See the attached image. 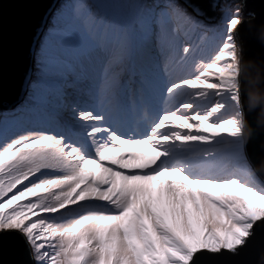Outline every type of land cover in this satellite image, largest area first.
Here are the masks:
<instances>
[{"label": "snow or ice", "instance_id": "1", "mask_svg": "<svg viewBox=\"0 0 264 264\" xmlns=\"http://www.w3.org/2000/svg\"><path fill=\"white\" fill-rule=\"evenodd\" d=\"M137 7L127 26L95 32L96 47L110 51L102 106L112 105V66L137 37L145 46L163 45L201 24L196 0H143ZM77 16L96 23L84 4ZM243 23L241 7L224 13L216 52L164 89L169 100L188 101L163 110L143 134L79 108L72 111L78 124L67 132L0 139V244L5 234H19L33 264H197L201 257L217 264L239 255L264 227V181L245 150ZM182 51L187 56L192 48Z\"/></svg>", "mask_w": 264, "mask_h": 264}, {"label": "rangeland", "instance_id": "2", "mask_svg": "<svg viewBox=\"0 0 264 264\" xmlns=\"http://www.w3.org/2000/svg\"><path fill=\"white\" fill-rule=\"evenodd\" d=\"M89 1L96 3L98 0H60L59 3L56 5L55 9L53 10L48 23L46 24V28L43 30L42 34L40 35V39L37 42V48L33 54V65H32V72L29 76L28 84L24 89V95L13 107L9 108L8 110L0 111V139H11L12 137L19 135L22 132L29 131L27 129L23 130L24 128H29L30 130L34 131H52V132H67L69 129L73 128L78 124L77 121L72 119V116L68 114V106L67 104H73L75 100L77 103L82 104L83 100L79 98H74L73 90L76 89V86L79 84H88L89 82L85 79H78L79 69L80 66L74 70V74L68 73L67 71H61L60 75L57 77H43L40 75V69L42 70V62L44 71L46 70H57L65 68L71 69L70 65H66L64 61H67L69 64L72 60V55H67L70 57L68 60L63 58L64 56L61 54H56L55 51L50 49L52 46L54 48H58L57 45L54 44V40H49L54 37L56 34L63 36L70 35L72 40H63L61 41L62 45L72 46V49L69 48L71 54H75L78 57H83L86 54L93 56L91 51L85 48L83 43L84 41V34L81 33V29L83 27L82 22L85 17H77V12H75V6L70 9L65 5L69 3H76L84 4L87 8H89L92 16L95 18L96 22L98 23V27L101 28L107 27L109 22L107 21V17L103 15H99V13H95L92 11L91 6L89 5ZM104 2H108L105 0ZM139 2H143L140 0ZM242 1L241 0H220L219 4L216 8V19L213 23H206L205 19L199 18L201 24L199 26H194L188 30H182L178 34L173 35L171 37L172 41L170 43L166 42L163 45L159 41L155 43H150L151 45V52L153 53V59L158 60V66L160 64H165L168 61V55L171 53L178 52L177 61L184 60V58H188L182 51V48L185 45H190L192 48L191 52H199V57L196 61L200 59H209L217 50L222 42V31H223V16L224 13L234 7H241ZM67 9V10H66ZM134 13H131V22L133 21ZM243 18V12H242ZM124 20V19H123ZM129 21V18H127ZM90 23L86 19V23L84 27L87 26L90 28ZM205 27L209 31L210 36L220 35L221 38H217L216 42V49L210 50L206 54L204 43L205 35L202 33V27ZM218 27V28H217ZM117 28V27H116ZM186 32V36H184L183 32ZM213 33V34H212ZM216 33V34H215ZM207 37V36H206ZM139 40L137 39V42ZM136 42V44H137ZM64 43V44H63ZM45 45V46H44ZM49 45V46H48ZM41 48V49H40ZM47 50H49L47 52ZM58 50H60L58 48ZM46 52L50 54L49 60L55 59L56 61H49L47 57H41V54ZM103 51L98 50L97 55L101 54ZM38 53V54H36ZM36 54V55H35ZM152 59V60H153ZM151 60V61H152ZM46 61V62H45ZM150 61V62H151ZM35 63V66H34ZM196 62L186 63L183 65L184 69L187 71L186 77L190 76L194 71V66ZM133 65L132 61L129 60L124 66L126 68H130ZM84 66V65H83ZM46 67H50L46 69ZM140 67H144L141 65ZM140 67L135 68V71H138ZM46 69V70H45ZM73 70V69H72ZM56 72V71H51ZM126 74L121 76V79H125ZM72 80V81H71ZM75 80L76 83L73 81ZM72 82V83H70ZM134 82V85L138 88L139 95L132 96L131 99L137 98L139 100V106L141 113L137 119H131L128 115L127 111L130 108L129 102L132 101L133 105L134 100H130L129 95L127 94L126 90L119 85L116 87L112 93V109L109 113L105 114L108 116L109 121L117 122L116 126L121 130L124 131L130 128L132 123H135L139 128L142 127L143 122L150 126L152 122H154L157 117L161 114L154 105V101L152 97L148 96L146 93V89L144 85L138 82ZM164 91V90H163ZM184 96V95H181ZM87 97V95H85ZM88 98V97H87ZM189 99V98H188ZM187 99V101H188ZM180 101L178 102H171V107L178 106ZM202 107V105H200ZM26 110L27 115L26 119H33V123L31 122H21V120L16 121V123H12L10 126L11 128L8 129L6 127V131L4 129L3 120L6 122L10 119H17L16 116L18 114H23ZM36 117L41 118V120H37ZM4 118V119H2ZM25 119V120H26ZM23 120V121H25ZM18 122V123H17ZM22 127V128H21ZM78 130V129H77ZM203 147V145H202ZM226 172H221V175H226ZM32 259V258H31Z\"/></svg>", "mask_w": 264, "mask_h": 264}, {"label": "water", "instance_id": "3", "mask_svg": "<svg viewBox=\"0 0 264 264\" xmlns=\"http://www.w3.org/2000/svg\"><path fill=\"white\" fill-rule=\"evenodd\" d=\"M60 1V0H59ZM220 0H196L206 23H213ZM228 1V0H226ZM244 23L238 31L243 49L241 103L250 129L245 150L260 180L264 181V0H241ZM58 0H0V111L13 107L24 95L32 72L33 54ZM0 264H33L17 233L5 234ZM197 264H207L201 257ZM217 264H264V227L256 228L237 256L218 258Z\"/></svg>", "mask_w": 264, "mask_h": 264}, {"label": "trees", "instance_id": "4", "mask_svg": "<svg viewBox=\"0 0 264 264\" xmlns=\"http://www.w3.org/2000/svg\"><path fill=\"white\" fill-rule=\"evenodd\" d=\"M113 1L116 3L115 6L120 7L124 11H127V13H126L127 18H129V21L126 20L127 25L131 23V20H130L131 13H134V15H135L133 17V21L136 20V18L138 16L137 4L140 3L139 2L140 0H138V1L135 0L136 3H134L133 10L130 9L131 2L133 0H113ZM89 5L90 6L94 5L96 10H98V12H95V10H93V8L91 7L94 14L99 13V15H103V16L107 17V21L109 22L107 27H109V26L114 27V28L122 27L121 21L118 20V16H120L121 14L120 13H118V15L115 14L112 11L111 5L108 2L106 3L102 0H98L96 3H93V2L89 1ZM75 12H77V10ZM77 17L80 18L83 16H77ZM122 21H123V19H122ZM85 23H86V18L83 19V22H82L83 27L81 29L82 30L81 33H83L85 36L83 43L85 42L84 43L85 48L88 49L89 51H91L93 56L86 54L83 57H78L75 54H71L69 48L72 49V46H69V47L66 46L65 47V45L61 44V41H63V40H67V41L72 40L73 38H71L70 35H67V36H65V38H63V36L56 34L54 37L51 38V40H54V44L57 45L60 50H58V48H54L53 46L50 49L55 51L56 54H61L63 56L65 55L63 58H65L66 60H68L70 58L67 55H72V60H71L70 64H74L76 66V68H78L79 66L81 67L79 69L80 74L78 75V79H76V80L79 81V79H85L89 83L92 84V89L90 92H88L87 90H85L83 88L76 87V89L73 90V93L77 94V97H79L80 96L79 93L83 92L88 97L87 102H90L89 101L90 97H95L99 94L102 82L104 81V78H105L106 68H107L108 63H109L110 51H103L101 54L97 55V51L99 49L96 47V45L94 47H92L90 41H94L95 32L99 29L98 23L96 22L94 25L91 24L90 28H88L87 26L84 27ZM192 27H194V26H190L186 30H188L189 28L191 29ZM201 29L203 30L202 33L205 35L204 43L210 41L211 36L209 35V31L204 26ZM183 34H184V36H186L185 31L183 32ZM218 36L220 39L221 36L220 35H218ZM137 39L139 41L137 42V44H135L134 48L125 57V59L121 63L112 66L111 72H110V79L112 81V89L115 88L121 81H125L126 79H128L130 77V72L133 71L135 68L140 67L141 65H144V67H140V69L138 71L145 69V71L147 72V76H149L154 81L158 82L163 77H165L166 80H168V79H172V80L180 79V77L176 76L175 70H173L174 65L167 63L168 61H170L172 53L168 55L169 60L166 61L163 66H158V62H156V61H158L157 58L153 59L154 55L151 52L150 43L147 46H145V44L139 39V37H137ZM204 43H203V45H204ZM213 43L217 44V42H213ZM91 48L93 50L95 48V51H93ZM35 51H37V50H35ZM48 51L49 50H47V52ZM193 52H191L190 54L187 55L188 58L186 57V58H184V60H180V61H182L184 63L186 62L188 64L191 62H197L196 59H198V58L193 57ZM207 52L208 51H206V54H207ZM36 54H38V53H36ZM44 56H46L47 60H49L48 59V58H50L49 53L48 54L46 52L42 53L41 57L44 58ZM56 59H58V58L56 57L55 59H52L49 61L53 62V61H56ZM129 60L132 61L133 65L130 68H126L124 65ZM41 64H42V66H41L42 70L40 69V73H41L40 75H42L43 77H48V78L57 77V75H60L61 71H63V70L67 71L68 73L74 74L75 73L74 70L76 69V68L70 67L71 69L62 68L59 71V69H57V70H46V69L50 68V67H46V69H45L46 71H44L43 62ZM34 66H35V63H34ZM51 71H56V72H51ZM186 73H187V71L185 69H182V71L180 73L181 78H185ZM123 74H126V78L122 80L121 76H123ZM73 81L75 82V80H73ZM70 83H72V82H70ZM67 106H68V114L70 116H72L73 109L78 110L79 108H91V104H89V103L79 105V104L75 103L74 101H73V104H67ZM161 108H160V110H161ZM163 110L164 109H162V111ZM25 114L27 115L26 110L24 111L23 114H18L16 116L17 119H13L12 121H10V119H9L6 122H4V120H3V125H4L5 131L7 130L6 127H8V129L11 128L12 126H10V125L12 123H16V121H18V120H21V122L33 123V119H29V118L26 119ZM2 119H4V118H2ZM36 119L41 120V118H38V117H36ZM23 120H25V121H23ZM25 129L30 130L29 128H24L23 130H25ZM42 131H45V130H42Z\"/></svg>", "mask_w": 264, "mask_h": 264}, {"label": "bare ground", "instance_id": "5", "mask_svg": "<svg viewBox=\"0 0 264 264\" xmlns=\"http://www.w3.org/2000/svg\"><path fill=\"white\" fill-rule=\"evenodd\" d=\"M59 1V0H58ZM102 1H105V0H102ZM108 1V3L111 5V9H112V11L115 13V14H117L118 15V13H120L121 15L120 16H118V20L119 21H121V24H122V26H126L127 25V22H126V20H127V11H124L123 9H121L120 7H117V6H115V2L113 1V0H107ZM138 1V0H137ZM59 2H57L56 3V5L58 4ZM134 3H136V1L135 0H133L132 2H131V7H130V9L131 10H133V7H134ZM81 3H76V5L74 4L73 5V3H69V4H66L65 3V5L70 9V11L72 10V8L74 7L75 8V11L77 10V6L78 5H80ZM56 5H55V7H56ZM55 7H54V9H55ZM91 7L93 8V10H95V12H98V10H96V8H95V6L94 5H91ZM88 9V8H87ZM67 10V9H66ZM88 10H90V9H88ZM139 11V10H138ZM122 19H124L123 21H122ZM49 21V20H48ZM48 23V22H47ZM46 23V24H47ZM45 24V25H46ZM44 29H45V26H44ZM43 29V30H44ZM43 32V31H42ZM42 32H41V34H42ZM213 34V33H212ZM216 34V33H215ZM171 37H174L173 35L172 36H170V38H169V40L167 41L168 43H170L172 40V38ZM219 36L218 35H215V36H211V39H210V41H208V42H205L204 43V46H205V49L207 50V51H210V50H214V49H216L217 47H216V44L215 43H213V42H216V39L218 38ZM49 43H51V39L49 40ZM90 43H91V46L92 47H94L95 46V40L94 41H90ZM49 46V45H48ZM92 49V48H91ZM93 50V49H92ZM93 51H95V48H94V50ZM193 57H196V58H198L199 57V52L198 51H196V52H193ZM150 58V57H149ZM156 62H158V61H156ZM64 63H66V65H70L72 68H76V66L74 65V64H67V62H65L64 61ZM159 66H163V64H160ZM21 100V99H20ZM258 176V175H257ZM258 178H259V176H258ZM260 179V178H259Z\"/></svg>", "mask_w": 264, "mask_h": 264}]
</instances>
